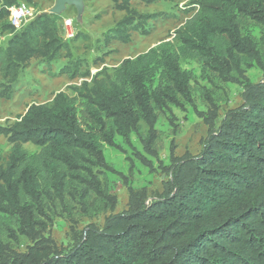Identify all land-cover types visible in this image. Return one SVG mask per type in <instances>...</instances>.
<instances>
[{
    "label": "trees",
    "instance_id": "16d2710c",
    "mask_svg": "<svg viewBox=\"0 0 264 264\" xmlns=\"http://www.w3.org/2000/svg\"><path fill=\"white\" fill-rule=\"evenodd\" d=\"M132 1L112 0L126 15L106 41L127 43L131 29H142L148 15L132 9ZM21 2L37 4L0 0V30L10 34L0 47L1 98L12 97L32 59L51 63L69 49L59 14L43 12L17 30L9 7ZM187 8L191 15L175 30L176 44L167 40L125 58L113 72L104 67L91 75L72 61L63 72L85 77L74 95L58 92L0 126L12 145L7 159L0 156V264H264V80L246 82L242 104L218 124L211 111L203 150L172 156V173L155 200L130 189L126 210L107 216L102 227L89 224L68 249L42 232L58 209L87 199L115 209L117 198L98 175L108 167L104 144L115 147L117 136L129 143L144 122L153 150L160 114L178 105L179 95L191 100L181 58L200 59L225 81H236L232 73L244 76L246 59L260 62L245 25L264 32V0H192ZM20 236L32 242L24 252L15 247Z\"/></svg>",
    "mask_w": 264,
    "mask_h": 264
},
{
    "label": "rangeland",
    "instance_id": "374dc122",
    "mask_svg": "<svg viewBox=\"0 0 264 264\" xmlns=\"http://www.w3.org/2000/svg\"><path fill=\"white\" fill-rule=\"evenodd\" d=\"M56 1L37 0V4L32 6L34 17L49 11ZM191 2L159 0L146 4L133 0L131 8L148 15V18L142 23V29H131V41L127 43L117 39L105 40L108 31L126 15L115 8L112 0H85L80 20L76 7L67 6L60 14L58 24L60 35L68 43L69 49L51 63L43 59L30 61L14 84L12 97H0V126H10L32 104L50 103L58 92L74 95L73 88L79 86L85 77H72L63 72L72 61L79 60L80 72H89L91 75L104 67L113 72L125 58H134L161 42L170 40L176 44L174 32L191 15L187 11ZM33 18L24 21L22 27ZM69 18L73 20V30L77 34L72 39L65 36L64 20ZM245 32L251 34L256 42L260 62L246 59L242 66L244 76L232 73L236 81H225L216 72L204 67L200 59L181 58L180 66L190 76L191 100L179 95L178 105H172L160 114L155 126L157 139L153 150L147 148L145 143L149 129L144 122L139 132L131 135L129 143L117 136L115 147L104 144L108 167L99 169L98 175L106 192L117 198L115 209L111 210L109 204L99 198L95 201L87 199L75 207L68 206L66 210L58 209L52 214L48 227L42 231L46 237H50L57 247L68 249L79 240L89 224L102 227L107 216L126 210L130 189L139 191L148 201L155 200L163 192L164 182L172 173L168 168L174 159L186 153L196 155L203 150L211 111H216L218 124L230 109L242 104L246 82L264 80V32L252 22L245 25ZM9 38L10 34L0 30V47H5ZM86 79L90 80V77ZM11 146L8 138L0 135L2 158L7 159ZM24 147L32 153L38 150L31 143H25ZM31 244L28 238L20 236L15 247L24 252Z\"/></svg>",
    "mask_w": 264,
    "mask_h": 264
},
{
    "label": "built area",
    "instance_id": "2783aa9c",
    "mask_svg": "<svg viewBox=\"0 0 264 264\" xmlns=\"http://www.w3.org/2000/svg\"><path fill=\"white\" fill-rule=\"evenodd\" d=\"M10 15L9 20L11 24L17 29L20 30L24 21L34 17V12L32 6H29L25 2L13 5L9 7ZM65 27V36L68 39H72L76 36L75 31L73 30V20L71 18L64 20Z\"/></svg>",
    "mask_w": 264,
    "mask_h": 264
},
{
    "label": "water",
    "instance_id": "95a60500",
    "mask_svg": "<svg viewBox=\"0 0 264 264\" xmlns=\"http://www.w3.org/2000/svg\"><path fill=\"white\" fill-rule=\"evenodd\" d=\"M67 6H74L78 12V19H82L84 8H85V0H57L56 4L45 13H54L61 14Z\"/></svg>",
    "mask_w": 264,
    "mask_h": 264
}]
</instances>
